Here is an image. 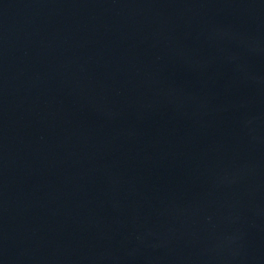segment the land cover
Masks as SVG:
<instances>
[{"label":"water","instance_id":"95a60500","mask_svg":"<svg viewBox=\"0 0 264 264\" xmlns=\"http://www.w3.org/2000/svg\"><path fill=\"white\" fill-rule=\"evenodd\" d=\"M0 264H264V0H0Z\"/></svg>","mask_w":264,"mask_h":264}]
</instances>
